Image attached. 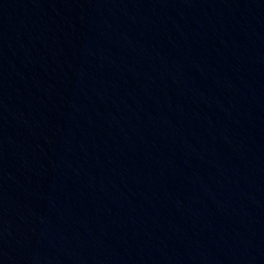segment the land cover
<instances>
[{
	"label": "water",
	"instance_id": "water-1",
	"mask_svg": "<svg viewBox=\"0 0 264 264\" xmlns=\"http://www.w3.org/2000/svg\"><path fill=\"white\" fill-rule=\"evenodd\" d=\"M0 264H264V0H93L0 95Z\"/></svg>",
	"mask_w": 264,
	"mask_h": 264
}]
</instances>
